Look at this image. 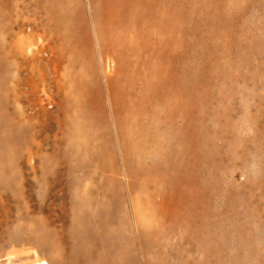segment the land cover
I'll return each mask as SVG.
<instances>
[{
	"label": "rangeland",
	"instance_id": "obj_1",
	"mask_svg": "<svg viewBox=\"0 0 264 264\" xmlns=\"http://www.w3.org/2000/svg\"><path fill=\"white\" fill-rule=\"evenodd\" d=\"M41 1L0 0V264H264V0H147L160 36L111 27V0H63L60 27ZM161 76L184 95L155 116ZM181 156L201 208L170 222Z\"/></svg>",
	"mask_w": 264,
	"mask_h": 264
},
{
	"label": "bare ground",
	"instance_id": "obj_2",
	"mask_svg": "<svg viewBox=\"0 0 264 264\" xmlns=\"http://www.w3.org/2000/svg\"><path fill=\"white\" fill-rule=\"evenodd\" d=\"M112 1V2H111ZM110 2L112 3V5H111V7H109L110 9H109V11H108V13H107V15H106V17L108 18V20H111L112 21V25H111V27L113 26V24H114V26L118 29V31L120 32L121 30H119V28H122V27H125V26H123L124 24L127 26V24L126 23H129V25H130V23H133L134 25H139V26H141V27H144V28H147L148 29V31H149V33H155L156 35H159L160 36V34H171V33H173V31H174V26H173V23H172V21H170L169 20V15L165 12V10H164V13H160L159 12V9H157L153 4H151L149 1H147V0H111ZM41 2H43V5H44V9L48 12V15L50 16V18H51V20H52V22H54L58 27H60V26H66V24H65V20H66V18H65V16H63L62 14V9H60V7L62 6V8L64 7L65 9L66 8H68V6L65 4V1H63V0H60V2H56V0H44V1H41ZM39 3V2H38ZM57 5H56V4ZM110 3V4H111ZM109 4V5H110ZM9 5V4H8ZM7 7H9V6H7ZM108 7V6H107ZM9 9V8H8ZM70 12H71V10H70V8L68 9ZM69 11H66V12H69ZM108 22H110V21H108ZM132 25V24H131ZM119 27V28H118ZM132 27H134V26H132ZM136 27H138V26H136ZM126 28V27H125ZM127 29V28H126ZM71 31V30H70ZM109 31H110V29H109ZM112 31V30H111ZM110 31V32H111ZM115 31V30H114ZM145 31V30H144ZM119 32H117V33H119ZM123 31H121V33H122ZM106 33H109V32H107L106 31ZM116 33V32H115ZM138 33H139V31H138ZM148 33V34H149ZM120 34V33H119ZM140 34V33H139ZM138 34V35H139ZM113 35H114V33H113ZM115 35H117V34H115ZM114 35V36H115ZM125 34H123V36H124ZM137 35V34H136ZM151 35V34H150ZM106 36H109V34L107 35L106 34ZM119 36V35H118ZM121 37H122V34L120 35ZM140 36H141V34H140ZM144 36H146V34L144 35ZM155 36V35H154ZM138 37V36H137ZM152 37V36H151ZM109 38H112V36L110 35L109 36ZM116 38V37H115ZM124 38V37H123ZM126 38H127V36H126ZM139 38H143V37H139ZM138 38V39H139ZM147 38V37H146ZM150 37H148V39H149ZM154 38V37H153ZM117 39H118V37H117ZM159 39V38H158ZM158 39H156L157 40V42L159 41ZM67 40V39H66ZM68 40H70V39H68ZM116 40V39H115ZM123 41L124 39H121L120 38V41ZM155 40V41H156ZM172 40V39H171ZM170 40V41H171ZM119 41V40H118ZM163 41V40H162ZM169 41V42H170ZM173 41V40H172ZM145 42H147V41H145ZM69 42H67V43H65V45L66 44H68ZM121 43V42H120ZM70 44H72L71 43V41H70ZM69 44V45H70ZM117 44H118V42H117ZM156 44V43H155ZM172 44H173V42H172ZM68 45V46H69ZM121 45V44H120ZM119 45V46H120ZM158 45H159V42H158ZM162 45V44H161ZM67 46V45H66ZM67 46V47H68ZM150 46V45H149ZM67 47H65V50H66V48ZM70 47V46H69ZM73 47V46H72ZM162 47L163 46H158L157 48H159V54H160V56L161 57H164L165 56V59H166V57H167V54L166 53H164L163 52V49H162ZM155 48V47H154ZM68 49H71V48H68ZM71 50H73V49H71ZM73 52V51H72ZM76 52V51H75ZM76 53H78V52H76ZM159 56V57H160ZM169 58V57H168ZM84 59V58H83ZM116 60H117V58H116ZM118 61V60H117ZM170 61V60H169ZM168 74V73H167ZM159 73H158V77H159ZM169 76V74L167 75V77ZM170 76H172V75H170ZM165 77H166V74H165ZM170 78V77H169ZM169 78H167L168 80H165L162 76L158 79V81H156V83L154 84V85H152L151 87H150V90H154V92H156V93H154V92H152L153 94H152V96H151V98H150V101H149V103H153V102H155V105L157 104L156 102H158V103H162L163 102V100L165 101L167 98L169 99V98H171V96L173 95V91H171V90H169V87H168V85H167V88H166V91H161L162 90V88L165 86L166 87V83H168V84H170L171 82H172V80H169ZM176 78V77H175ZM180 78V77H179ZM182 79V78H181ZM174 80H176V79H174L173 78V81ZM179 80V79H178ZM180 81V85L182 86V87H184V82L185 81H183V80H179ZM179 81H178V83H179ZM116 82H118L117 81V79H116V81H115V84H116ZM175 82V81H174ZM112 83H113V81H112ZM114 83H113V85H115ZM112 85V86H113ZM172 85V84H171ZM174 85V84H173ZM178 85V84H177ZM98 86H100V85H98ZM116 86V85H115ZM101 87V86H100ZM99 87V88H100ZM114 87V86H113ZM173 87H176V84H175V86H172V88ZM140 88V87H139ZM170 88H171V86H170ZM143 88L141 87V90L140 91H137L136 93H134V95H135V97H136V100L134 101V102H132V107L130 106L129 107V109L131 108V110L133 111V114H134V116H135V120H136V123H137V125H138V128H137V130H136V137H137V140H138V144L140 145L139 147H137V151L139 152V153H143V150H144V148L147 146V144L148 143H146L145 141H153L154 139H155V137L153 136V135H151V134H148L147 132H146V130H145V127H146V125H147V123H146V121H144L142 118H141V115H142V112H144V111H146V110H148L149 111V109L151 108V107H148V106H146V104L145 103H142L141 101H140V98L142 97V95H140L141 93H142V90ZM174 89V88H173ZM176 89H178V90H180L178 87L176 88ZM175 89V90H176ZM97 90L98 91H102V88H100V90L97 88ZM115 93H116V91H115V87H114V90H113ZM184 91V90H183ZM182 91V92H183ZM93 92V91H92ZM95 92V91H94ZM164 93H166L165 94V96H163V94ZM175 92V91H174ZM177 92V95H176V93L174 94V95H176V96H178V95H180V96H182V95H184V93H182V95H181V93L180 94H178V92H180V91H176ZM101 95H102V93L101 92H99ZM98 92H97V94H99ZM120 93L121 92H119V94L118 95H120ZM157 93H159L158 95H155V94H157ZM185 93H186V91H185ZM96 94V96H98ZM100 94H99V96H100ZM173 95V100L174 101H176L175 99H174V96ZM95 96V98H97ZM98 96V97H99ZM120 96H122V93H121V95ZM180 96H178L179 98H180ZM185 96H187L186 94H185ZM92 97H94V95L92 96ZM101 97V96H100ZM177 98V97H176ZM98 99H100V98H98ZM167 99V100H168ZM178 99V98H177ZM183 99V100H182ZM182 99H179L178 101H180V100H182V102H181V105L180 106H184L185 105V103L187 102L186 101V97H185V100H184V96L182 97ZM97 100V99H96ZM95 100V101H96ZM126 100V99H125ZM139 100V101H138ZM187 100H188V97H187ZM99 101V100H98ZM186 101V102H185ZM101 102V99H100V101H99V103ZM69 103V102H68ZM71 103H73V102H71ZM87 103H89L88 101H84L83 103H82V105H86ZM179 103V102H178ZM130 105V104H129ZM128 105V106H129ZM155 105H153V106H155ZM158 105V104H157ZM157 105H156V108L154 109L153 107V113H155V116H158V115H160V114H158L159 113V111L161 110V107H157ZM159 105H161V104H159ZM89 106H90V104H89ZM120 106V105H119ZM119 106H118V108H119ZM162 106V105H161ZM115 108H117V106H115ZM121 108V107H120ZM178 108V107H177ZM180 108V107H179ZM119 110V109H118ZM121 110V109H120ZM116 112H117V110H116ZM120 112V111H119ZM166 116V115H165ZM164 116V117H165ZM176 116H177V110H175L174 111V118H176ZM172 117V114L169 116V119ZM167 119V118H166ZM131 126V125H130ZM120 134L122 135V130L120 131ZM119 137H121L120 135H119ZM123 137H124V134H123V136L121 137L122 139H123ZM125 137H126V135H125ZM124 137V138H125ZM130 146V145H129ZM144 152H145V150H144ZM136 155V154H135ZM143 155V154H142ZM143 156H145V154L143 155ZM133 157V156H132ZM178 157H179V155H178ZM148 159V158H147ZM171 167H172V170H177L179 173H180V176H178V177H174L173 179H171V180H166L165 178L163 179V181H164V183H167V185L170 187V188H173L175 191H176V193H177V196L180 198V200L178 201V200H171V199H169L168 197H166V196H163V195H160L161 196V198L159 199V201L157 202V205H158V207H159V209L161 210V212H162V214L164 215V217L168 220V221H170V222H172V221H179L180 220V218H182L183 217V213L181 212V211H183V209L186 207V206H188V205H190L192 202H194V204L192 205L193 206V208H201L200 207V203H198V197H201L202 196V190H201V188H200V183H199V181L198 180H196V179H192V176H197L198 175V171L193 167V166H190V165H187V164H185V162H184V158H183V156H181L180 158H179V160L176 162V164L174 163V165H172V166H170V165H165V166H163V170L164 171H169L170 169H171ZM145 169V168H144ZM141 170H143V169H141ZM155 180H157L156 178H154V177H149V184H151V183H154L155 182ZM176 183H181V186H182V188H178V187H175V185H176ZM152 194H156V192H153ZM183 200V201H182ZM190 201H192V202H190ZM183 203H185L184 205H183ZM192 208V209H193ZM38 264H46V262L45 261H43V262H41V263H38Z\"/></svg>",
	"mask_w": 264,
	"mask_h": 264
}]
</instances>
